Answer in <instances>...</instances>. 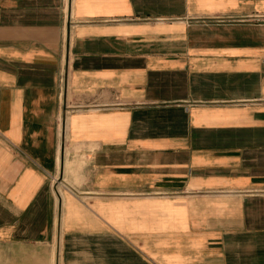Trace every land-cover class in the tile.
<instances>
[{"label": "crops", "instance_id": "obj_1", "mask_svg": "<svg viewBox=\"0 0 264 264\" xmlns=\"http://www.w3.org/2000/svg\"><path fill=\"white\" fill-rule=\"evenodd\" d=\"M0 264H264V0H0Z\"/></svg>", "mask_w": 264, "mask_h": 264}, {"label": "rangeland", "instance_id": "obj_2", "mask_svg": "<svg viewBox=\"0 0 264 264\" xmlns=\"http://www.w3.org/2000/svg\"><path fill=\"white\" fill-rule=\"evenodd\" d=\"M54 181H55V182H54V184H56V183H57L56 185H58V181H59V180L57 179V180H54Z\"/></svg>", "mask_w": 264, "mask_h": 264}, {"label": "built area", "instance_id": "obj_3", "mask_svg": "<svg viewBox=\"0 0 264 264\" xmlns=\"http://www.w3.org/2000/svg\"><path fill=\"white\" fill-rule=\"evenodd\" d=\"M56 185V184H55ZM55 188H56V186H55Z\"/></svg>", "mask_w": 264, "mask_h": 264}]
</instances>
